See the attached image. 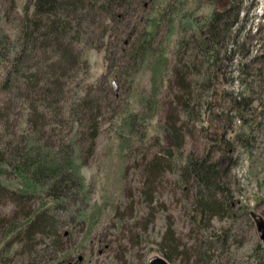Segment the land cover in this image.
Returning a JSON list of instances; mask_svg holds the SVG:
<instances>
[{"label": "rangeland", "instance_id": "obj_1", "mask_svg": "<svg viewBox=\"0 0 264 264\" xmlns=\"http://www.w3.org/2000/svg\"><path fill=\"white\" fill-rule=\"evenodd\" d=\"M30 3L31 0H0V81L18 50ZM230 3H235L231 15L217 22L218 58L220 65L226 67L220 81L209 58L213 52L200 48L198 43L200 28L207 25L215 10ZM33 9L31 5L30 14ZM263 12L264 0H141L132 13L130 41L124 44L128 39L126 32L124 36L121 34L124 24H114L104 48L86 49L89 70H82L71 82L69 98L59 104L69 109L76 98L86 93L85 85L94 86L90 101H100V107L93 111H98L99 134L92 155L88 152L91 141L87 130L80 124L71 128L75 116L70 110L49 121L50 131L44 136L48 140L46 148L27 129L24 99L11 101L15 102L9 110L11 120L14 122L20 117L18 113H22L20 126L12 122L2 139H12V130H18L19 142L27 145L29 142L38 154L28 170L32 177L18 174L8 164L6 155L7 162L0 163V169H6L0 170V182L12 189L31 191L32 206L44 209L55 204L49 192L52 167L67 162L80 175L73 174L81 191L74 202L67 204L71 215L59 210L52 212L61 221V232L67 235L61 239L63 251L57 259L53 258L55 254L48 256V264L164 261L159 243L169 227L175 229L182 251L209 245L211 242L202 233L204 229L197 227L188 213L192 192L185 189L178 174L189 156L204 157L209 142H216L220 135L231 143L232 150L227 156L237 159L225 180L228 197L239 211L232 217L224 213L208 224L209 235L225 231L227 238L223 250L214 253L219 257L216 264H264V237L260 229V226L264 229ZM139 42H147V52L132 58ZM187 62L191 65L189 69L185 66ZM191 67L194 70L190 71ZM182 77L193 90L192 104L196 105L200 118L187 119L179 104L176 105L184 93L180 88ZM81 79L85 81L80 82ZM196 83L206 85L198 90ZM235 97L247 108H243V117L236 108ZM257 115L261 116L256 124ZM174 116L181 128L179 133L186 135L185 143L175 154L172 170L159 179L155 202L149 203L145 192L146 161L160 148L163 128L172 127ZM76 141L81 143L82 151L74 146ZM68 144H73L74 154L67 153ZM168 144L164 141L163 146L169 147ZM211 150L215 159L223 153L218 147ZM39 166L44 171L35 173ZM13 209L11 201L0 205V247L8 239L2 242L6 228L2 220ZM11 220L19 228L25 222L20 215ZM24 249L10 255L13 264H21L26 255ZM189 253L193 255L190 261L184 252L174 264H193L198 253L191 250ZM64 255L68 256L66 261H62Z\"/></svg>", "mask_w": 264, "mask_h": 264}, {"label": "trees", "instance_id": "obj_2", "mask_svg": "<svg viewBox=\"0 0 264 264\" xmlns=\"http://www.w3.org/2000/svg\"><path fill=\"white\" fill-rule=\"evenodd\" d=\"M140 1L31 0V3L26 7L24 24L18 39V50L10 59L9 68L0 81V163L7 162V155L8 164L13 166L18 174L27 177L33 176L28 170L30 165L36 161L38 154L34 152L36 148L30 146L29 142L28 145L20 143L17 136L18 130L15 129L12 130V139H2L5 131H8L12 126L13 121L9 110L15 103H11L15 98L24 99V104L27 105V129L38 136L35 141L44 143L47 148L48 140L44 136L50 131L49 123L52 122V117L54 119L58 115L63 117L64 113H69L70 110L76 118L73 119L75 122L71 128L75 127V124H80L83 130H87L85 133L89 134L88 138L91 141L88 152L90 155L94 154L95 141L99 134L97 121L99 115L96 114L98 111L95 113L93 111L100 107V101H90V94L95 92L94 86L85 85L83 89L86 93L82 97L76 98L77 100L72 102L73 105L71 104L69 109L65 110L63 106L59 107V104L63 105L69 98L71 82L77 79L82 70H89V62L85 58L86 49L104 48L114 24H124L121 34L124 36V32H126L129 39H126L124 44L130 41L129 36H133V33L128 30L132 21V13ZM31 5L34 9L30 14ZM233 6L235 3H230L224 9L215 10L207 25L200 28L198 45L208 52H213L209 58L212 60V66H216L215 75L220 81H223L222 74L226 67L220 65L218 58L220 32L217 22L229 17L230 9ZM224 32L226 34L228 31ZM144 38H146L145 35ZM185 44H182L183 48L186 46ZM148 46L147 42H139L134 50L135 55L131 53L132 58L138 57V55L144 56ZM185 66L189 69L191 65L187 62ZM191 70L194 68L191 67ZM83 81L85 80L81 79L80 82ZM180 85L184 93L178 97L176 105L179 104L187 119L200 118L196 105L192 104L194 97L192 88L183 77L180 80ZM205 85L206 83H196L195 89L201 90ZM234 103L240 111V116L243 117V108L247 109L243 105V101L235 97ZM40 107L43 110H40ZM18 114L21 117L22 113ZM259 116L261 115L254 118L256 124L260 121ZM20 117L13 122L17 127L20 126ZM171 119L172 127L163 128L164 133L159 142L160 148L146 161L144 169L147 176L145 192L148 195L149 203L155 202L156 188L160 185L159 179H163L165 173L172 170L175 154L180 152L185 143L186 135L179 133L181 128L176 124V116ZM223 137L220 135L216 142H209L204 157L189 156L178 174L179 181L185 184V189L192 192L188 213L197 227L204 229L203 236L208 237L211 243L204 246L197 245V248L192 246L186 251H182L175 229L169 227L159 243L164 261L155 259L152 264H174L184 252L186 259L190 261L193 255L188 254L189 250L198 253L193 264H216L215 260L219 257H215L214 253L218 254L223 250L227 238L224 234L225 231L209 235L208 224H211L213 218L221 217L224 213L232 217L239 211L228 197L225 180L237 163V159L230 154L227 156V152L230 153L232 150L230 149L231 143ZM164 141L169 143L167 145L169 147L163 146ZM170 143L172 144L170 145ZM75 145L80 148V151L83 150L79 141H76ZM68 146L67 153L74 154L73 144H68ZM214 147H218V151L223 152L216 159L213 157V150H211ZM173 148H176V151ZM52 169V182L49 187V192L55 200L52 207L36 209L32 206L33 193L31 191L12 189L0 182V205L7 201L14 204L11 214L4 215L2 220V225L7 228H5L2 242L8 239L0 247L2 248L0 249V264H13L10 255L16 254L19 248L23 247H25L24 254L27 258H24L21 264H48L46 260V258L49 259L48 256L55 254L53 258L57 259L56 256L63 251L61 239L67 233L61 232V221L59 222L57 216L52 212L59 210L66 215H71V209L67 207V204L69 201L76 200L81 187L78 179L73 175L78 174L77 170L70 167L67 162L52 167ZM0 170L6 171V169ZM43 171L44 169L39 166L35 173ZM78 177H80L79 174ZM54 214L56 213L54 212ZM17 215L23 216L25 219L21 228L12 224V217ZM203 247L208 250H203ZM67 257L64 255L62 261H66Z\"/></svg>", "mask_w": 264, "mask_h": 264}, {"label": "water", "instance_id": "obj_3", "mask_svg": "<svg viewBox=\"0 0 264 264\" xmlns=\"http://www.w3.org/2000/svg\"><path fill=\"white\" fill-rule=\"evenodd\" d=\"M261 229V236L264 237V229L262 228V226H260Z\"/></svg>", "mask_w": 264, "mask_h": 264}]
</instances>
